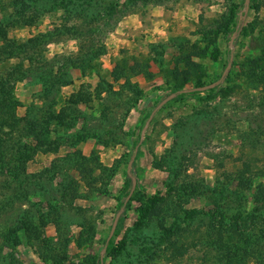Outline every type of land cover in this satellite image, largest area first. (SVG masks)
<instances>
[{
    "label": "rangeland",
    "instance_id": "374dc122",
    "mask_svg": "<svg viewBox=\"0 0 264 264\" xmlns=\"http://www.w3.org/2000/svg\"><path fill=\"white\" fill-rule=\"evenodd\" d=\"M90 1L96 13H128L107 29L89 8L87 19L35 0L19 15L0 0L7 37L38 41L32 68L45 61L57 74L62 58L74 60L57 90L35 75L14 83L6 166L21 169L17 143L28 148L19 185L0 174V228L29 227L2 247L0 264H264V89L246 81L249 61L264 58V0ZM133 14L141 26L123 27ZM87 53L95 57L77 65ZM25 54L6 67H28ZM81 91L88 101L70 103Z\"/></svg>",
    "mask_w": 264,
    "mask_h": 264
},
{
    "label": "trees",
    "instance_id": "16d2710c",
    "mask_svg": "<svg viewBox=\"0 0 264 264\" xmlns=\"http://www.w3.org/2000/svg\"><path fill=\"white\" fill-rule=\"evenodd\" d=\"M53 3H55L57 0H50ZM81 1V2H80ZM128 2H131L130 0H127ZM85 3V4H84ZM35 4V0H13V5L15 7V10L19 15H23L24 13L28 12L31 5ZM56 5V4H55ZM57 5H63L65 7L66 13L69 14L73 11V13H80L82 15H85L88 19V8L91 10L94 7V4L92 1L88 0L84 2V0H58ZM37 9V6H35ZM121 9H111V8H105L102 13H96L97 11H92L93 18L90 19H99L105 16V21H103V25L106 26L107 29H110L117 21L118 19L128 13L126 10ZM23 24H27L28 20L22 16ZM99 28L98 26H96ZM110 27V28H109ZM97 28L95 30H97ZM100 29H103L102 26H100ZM94 30V29H92ZM64 31L71 32L76 31V29H70L68 27L64 28ZM0 40H2L0 44V174L4 172H9V176L15 180L18 185L21 183L19 170L23 169L25 162V157H27V148L23 142L17 143V156L15 159L20 163L21 169L15 170L10 168V166H6L7 162L3 159V152L5 147V142L7 140V135L9 136L14 130L15 125H17V122L19 121V118L17 117L15 113L16 107L19 105V102L17 98L14 95L13 86L16 81L25 79L27 76L35 75L42 85L45 91L47 90H57L60 86H64L71 83V79L68 77V67H70L72 62L74 60L70 59L69 57L62 58L61 64H58L57 74L52 73V66L49 65L47 62L42 61L39 62V65L32 68V62H34V57L37 58H43V56L38 53L35 49L36 44L38 43L36 38H28L26 41H21L19 39L15 40L14 38H8L7 32L4 26L0 25ZM20 53H26V57L29 59V66L24 67L21 61H18L17 63H14L11 66L6 67V64L4 63L5 60L13 57H18ZM29 53V54H28ZM229 53V50H228ZM40 54V55H39ZM29 55V56H28ZM88 55V56H87ZM229 56V55H228ZM95 57V54H85L83 57H79L76 59L78 62L77 65L81 66V63L87 65L90 63V61ZM250 67H249V74L246 77L247 82L249 84L253 83V85L257 86L258 84L261 85V87L264 89V65L262 67H259L260 65L258 63L264 64V58H254L253 60L249 61ZM93 66L96 65V63L91 64ZM127 65L126 60L122 63V65H116L117 68L114 70V76L121 77L125 66ZM140 68H138V63H135L133 71H139ZM121 70V71H120ZM82 72H85V69L82 68ZM125 80L128 81L129 79L125 76ZM213 88H209L208 90H212ZM137 93H140L139 90H134ZM177 89H173L172 92H176ZM111 93H113V90H110ZM199 90H191L188 92H178L177 95H185L187 93H199ZM98 96L100 97L101 91L98 90ZM87 98L82 97V91L79 95H73V100H70V103L75 104L79 102L85 103ZM60 116V115H59ZM62 117H59V122L62 121ZM30 122V121H29ZM31 123V122H30ZM32 127H29L28 132H26L27 135H32L34 137V134H32V131L30 130ZM23 136L24 134L21 133ZM26 155V156H25ZM19 167V166H18ZM126 177H129L131 175L130 172H126ZM264 176V175H263ZM129 181H124V187H128ZM129 193V190L126 191V195ZM22 194V193H21ZM263 194V190L258 195ZM20 195V193H19ZM241 218V216H232V226H235V229L237 231L241 232L242 228H240V222L238 219ZM246 221V220H244ZM24 226L26 228L29 227V222ZM257 224V221L255 219H252L248 222V227H251L253 225ZM31 225V223H30ZM22 225V222L15 223L12 227L7 228H0V237H2L3 241L0 244V251L3 246L7 245L6 243H9V246H14L20 243V239L17 236V231L19 229H22L24 227ZM233 228V233L236 234V230ZM234 234H231L230 237H228L230 240L234 238ZM237 235V234H236ZM227 238V241H230ZM112 244V239L109 238L106 242V246H110ZM225 246V249L230 255H227L228 257H236L238 248L234 247L232 244H229L228 242L225 244H222ZM231 246V247H230ZM244 250V249H243ZM230 261V260H226Z\"/></svg>",
    "mask_w": 264,
    "mask_h": 264
},
{
    "label": "crops",
    "instance_id": "0c3cea01",
    "mask_svg": "<svg viewBox=\"0 0 264 264\" xmlns=\"http://www.w3.org/2000/svg\"><path fill=\"white\" fill-rule=\"evenodd\" d=\"M156 8L158 9V7H154V13H156L157 11H156ZM159 11V10H158ZM159 13V12H158ZM158 16V19H157V21H155V23L158 25L159 23H161V19L159 18V14H157ZM141 20H140V18H138L137 16H135V14H133V15H127L126 17H125V19L123 20V21H121L120 22V24H122L123 25V27H125V26H133V27H140L141 26ZM155 23H153L154 25H156Z\"/></svg>",
    "mask_w": 264,
    "mask_h": 264
},
{
    "label": "water",
    "instance_id": "95a60500",
    "mask_svg": "<svg viewBox=\"0 0 264 264\" xmlns=\"http://www.w3.org/2000/svg\"><path fill=\"white\" fill-rule=\"evenodd\" d=\"M228 67H229V64H227V66L225 67V69H224V71H223V74L225 73V71L228 69ZM212 86H214V83H211V84H208L207 86H201V87H197V90H201V89H204V88H210V87H212Z\"/></svg>",
    "mask_w": 264,
    "mask_h": 264
}]
</instances>
